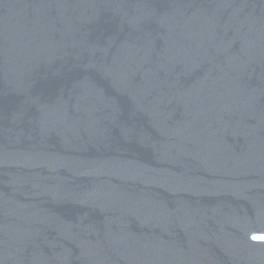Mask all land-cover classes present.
<instances>
[{
	"label": "water",
	"instance_id": "1",
	"mask_svg": "<svg viewBox=\"0 0 264 264\" xmlns=\"http://www.w3.org/2000/svg\"><path fill=\"white\" fill-rule=\"evenodd\" d=\"M0 264H264V0H0Z\"/></svg>",
	"mask_w": 264,
	"mask_h": 264
}]
</instances>
